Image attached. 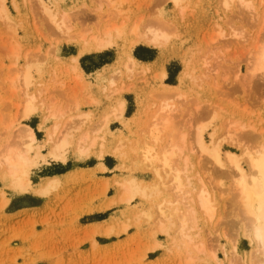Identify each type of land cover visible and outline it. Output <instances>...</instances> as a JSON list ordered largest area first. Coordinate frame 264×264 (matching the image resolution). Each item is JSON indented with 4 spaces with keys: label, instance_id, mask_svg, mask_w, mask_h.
<instances>
[{
    "label": "rangeland",
    "instance_id": "obj_1",
    "mask_svg": "<svg viewBox=\"0 0 264 264\" xmlns=\"http://www.w3.org/2000/svg\"><path fill=\"white\" fill-rule=\"evenodd\" d=\"M59 2L58 9L69 13L70 37L47 22L40 0H0V7H5L0 13V146L11 139L20 141L16 129L28 124L45 154L32 167L26 190L0 178V264H259L245 234L247 220L237 197L236 172L225 151L240 154L244 144L250 150L264 144V76L246 75L245 56L256 37L264 42L261 17L251 18L237 1L224 5V0H182L180 6L174 0H124L121 7L133 18L158 21L157 26L167 27L170 38L161 47L140 43L129 48L122 43L83 54L79 78L70 65L79 47L74 32L95 28L114 14L100 0ZM129 51L147 65L146 72L136 70L131 79L121 65ZM205 58L208 64L203 63ZM117 66L125 72L115 79L117 87L123 82L121 95L110 94L109 82ZM24 71L30 76L27 83ZM31 95L36 109L25 117L24 105ZM120 96L125 110L115 116L112 110ZM164 101L175 122V132L167 130L187 135L191 164L186 175L195 187L188 188L195 197L205 189L211 202L209 211L196 202V221L188 229L192 240L180 233L179 213L169 233L159 230L160 201L175 200L171 208L178 204L180 213L194 201L176 202L172 176L160 170V177L137 152L135 143L145 138L144 122L128 119L142 104L153 109ZM88 111L90 118L81 127L80 116ZM51 113L55 117L48 118ZM107 113L103 132L108 130L105 143L111 151L103 157L97 156L98 147L84 159L77 157L73 146L64 150L66 161L50 154L52 147L45 138L55 125L56 137L67 126L75 140L83 128H95ZM229 122L238 127L229 128ZM164 135L163 142L170 136ZM116 148L124 155L116 154ZM213 149L223 164L215 159ZM240 164L250 170L244 156ZM155 167L162 168L158 162ZM70 168L69 174L61 175ZM53 176L58 180L51 181ZM129 177L150 187L154 184L157 190H148L147 198L119 201L116 181ZM111 198L117 201L106 206ZM89 221L97 222L85 225Z\"/></svg>",
    "mask_w": 264,
    "mask_h": 264
},
{
    "label": "bare ground",
    "instance_id": "obj_2",
    "mask_svg": "<svg viewBox=\"0 0 264 264\" xmlns=\"http://www.w3.org/2000/svg\"><path fill=\"white\" fill-rule=\"evenodd\" d=\"M51 1L52 4H47L45 0H40L41 2L40 8L41 11L43 12L44 17L55 30L59 31L60 33H66L68 37H70L69 28L71 26L69 24H66V20L67 18H69L68 17L69 13L67 12V10L60 11V9H58L59 6L58 3H60L59 2L60 0H51ZM100 1L107 3L110 7H112V12L114 16H111L109 18V19L113 18L110 21L104 23L102 22L98 23L97 27L95 28H87V30H80L74 32L76 35L75 40L78 43L79 47L77 53L71 56L70 65H71V69L78 73L79 78L82 77V71L79 65V57L82 56L83 54L92 53V52H101L113 46L116 45L119 46V44L122 43H126V45L129 48H133L134 46L140 43H146L152 46L161 47L163 43L170 38L168 32L166 31L167 27L164 28L165 26L163 25L164 27L160 28V26L162 25L157 26L158 24H160L158 23V21L157 24L156 21L154 20L155 24H153L152 23L153 20L150 19L149 21L146 20L147 22H145L143 17L133 18L129 13L126 12L124 8L121 7V4L123 3L124 0H100ZM181 1L182 0H174L175 3L180 4V6H182ZM232 1H237L242 8L246 9L247 12L251 14V18L261 17V20L264 21V0H260L258 2L256 0H224V5H229ZM4 8L5 7L3 4V6L0 7V13L1 11H3ZM2 15H4L3 12ZM222 34L223 33L221 32L220 35ZM216 36H219V33ZM222 36H224V34ZM259 38L260 37L258 36L255 38L254 42H251V46H250L251 48L248 49V52L245 55L247 62L246 75L248 77H253V76L255 77V75L264 76V42H260ZM118 61L119 60H117V62ZM145 62L146 61L137 58L132 53V51L131 52L129 51L126 62L121 63V65L123 64L122 66H124L125 70H127L126 72L128 73L127 78L130 77L131 79L133 77V74L138 73L136 70L141 71L142 73L147 71V65ZM188 63L189 62H186V65H189ZM203 63L204 64L209 63L207 58H205V61H203ZM120 67L117 66L112 71L113 76L110 79L109 85L112 86L113 88L110 87L111 88L110 94L120 93L123 90V82H121L122 83L121 87H117V82H116L118 78L120 79L124 77L125 72H123L122 68L120 69ZM28 71H24L23 74V81L25 83L28 82L30 77ZM127 84L131 85L132 83L128 82ZM127 87L125 88L126 90ZM12 89L15 91L14 85H12ZM121 94L122 92L120 93V95ZM163 95L164 94H161V97L165 96ZM34 98L35 97L31 95L26 100L24 105L25 113L23 114V116L29 117L32 111L36 109V105H35L36 103L34 104ZM160 104H156V105L159 106ZM125 105H126L125 99L120 96L118 101L116 102V105L113 107L112 110L113 112L111 111L112 114L114 113L115 116H117L118 114L121 115L125 110ZM142 105L141 107H139L140 109H138L137 112L131 114L128 117V119H130V121H133L134 119H138V120L142 119V122H144V126H145L144 128L145 138L144 140H141L142 142L141 144L139 143V140L136 143L135 140H133L132 145L133 143H135V145L138 147L137 152L139 153L141 152L140 154H143L144 160L146 162H149V164H151L154 167L155 171L160 177H162V173L160 170L165 171L167 174H170L172 176L171 183L174 186L173 189H175V195L177 194L176 202H178L179 204L183 202L189 205V200L194 201L193 204L189 205L186 212L184 213L182 212L183 214L177 210V209L180 210V208H178L179 205L177 203H174L175 205L176 204L177 205L171 208V204L173 205V202L175 200L171 201L169 203L170 205L168 203L167 204L165 203L168 200L166 201L162 200V202L160 201L157 204L158 205L157 212L159 214L158 218L161 221L159 224V230L164 233H169V226L170 224L174 223L173 221L174 217H178L180 214V222H181V226L179 229L180 233L183 237L185 236L189 240H192V236L191 234L188 233V229L189 226H191V222L196 221L195 220L196 212H197L196 202L198 203L199 207H201L205 211L210 210L211 202L209 197L206 195L205 189L200 191V193L195 197L192 194L193 190L188 188V186H191V188L193 189L195 187L191 183L192 180L190 181L189 176L186 175V173L190 169V164H191L190 162L191 158L189 156V153L186 151L187 142L185 140L187 135L185 132H182L183 134H181L178 131H176V133L173 134L175 132L173 131L175 122H173L174 117L172 116L174 115L170 110V105L168 102L162 103L158 108L154 106L153 108L154 110L151 107L150 108L148 107L150 105L144 104L143 105L144 107ZM146 106L148 108H146ZM148 109L149 111L147 112ZM169 112H171L172 115ZM90 115L91 113L90 111H88V112H84L80 116L82 117L80 122L81 127L85 125L86 121L90 118ZM103 116L101 120L96 123L95 128L90 129L86 126L79 132L75 140L73 139L74 134L72 132H69L67 126L56 137L57 126L55 125L53 131L48 133L47 137L45 138V144L48 143L52 147L50 150V154L53 155L56 159L61 158L63 161H66L67 155L64 152V150L69 146H73L74 153L77 155V157L84 159L91 155L92 149L94 147H98L96 149V154L100 158L103 157L106 154V152L111 151L107 149L105 143L106 133L108 132V130L103 132L104 127H106L109 121L108 116H110V114L105 115L104 117ZM51 117H55V115H53L52 113L48 115V118ZM140 120L139 121L136 120V121L140 123ZM14 123L15 122L12 121V124ZM172 123L173 126L171 127ZM176 124L178 125V123ZM22 125L23 126H20L16 129L18 131L17 134L19 136L18 139L19 138L21 139L20 141L16 140L17 142L14 141L12 142L13 139H11V141H6V143L5 142L1 143L0 178L7 181L8 180L11 181L14 188H18L20 190H26L31 185L30 173L32 167L39 162V158L41 159L45 158V154L42 152L40 146L37 145L38 138L34 129L28 124L27 125L22 124ZM140 125L142 124H139V126ZM177 125L175 127L176 128L175 130H177ZM233 126L238 127L237 123H232V122L228 123L229 128ZM128 128L130 127L128 126ZM167 128L169 129L171 128L170 131H173V133H171L169 129L167 130ZM168 131L171 134H168ZM166 132L167 135L170 136H166V138L168 137L169 139L168 140L165 139L166 141L163 142L165 137L164 134ZM227 133L230 136V138L233 139L232 132L228 131ZM141 134H143V132H141ZM199 141L205 150L206 146L202 139V132L199 133ZM184 142L186 143V145H184L185 144ZM120 143L124 144L123 142ZM120 143H118V145H120ZM36 145H37V150L34 152V155H32L31 151L34 148H36ZM118 145L117 147H119ZM242 147L243 148H241L240 154L231 150H227L225 151V156L227 157L228 162L233 164L234 170L236 172L235 188L237 189V197L239 200V204L242 206L245 219L247 220L245 234L251 238V241L254 245V249L252 251L253 255L257 258L259 264H263L264 263V144L256 148L253 147V150L252 148L251 150L248 149L250 147H247L245 144L244 146L242 145ZM121 151L122 150L119 148H116L114 150V152L119 156H122L125 153L124 150L123 152ZM210 151L212 152V150ZM217 151L220 150L217 149ZM212 154L216 156L215 159L218 162L223 164L219 160L216 151L212 152ZM241 155L244 156V159L247 161L250 169L249 171L246 170L240 164V158L242 157ZM176 158L179 159L178 163H181L180 162L181 159L184 164L182 165L181 163V165H179L177 163L178 159L176 160ZM157 162L158 164H160V166L163 169L155 167V163ZM102 164L104 165V168H106L105 164L104 163ZM56 177L57 176L51 177V181H57L58 178ZM139 181L135 177H131V178L129 177L123 180L116 181L119 184V188H120L117 200L122 202H129L132 199L136 198V196L147 198L150 195L148 190H157L154 184L150 187L149 185H143L142 183H140L141 181L140 182ZM160 185L162 184L160 183ZM164 185H167V183H165ZM157 188L159 189V187ZM115 200L111 198L110 202H107L106 206H110L111 204L117 201ZM126 228H127L126 225H124L122 227V230H126ZM156 245H158V243Z\"/></svg>",
    "mask_w": 264,
    "mask_h": 264
},
{
    "label": "crops",
    "instance_id": "obj_3",
    "mask_svg": "<svg viewBox=\"0 0 264 264\" xmlns=\"http://www.w3.org/2000/svg\"><path fill=\"white\" fill-rule=\"evenodd\" d=\"M73 169H68L66 172H64V173H61V175L62 176H65V175H67V174H69L71 171H72ZM97 221H89V222H87V223H85V225H87V224H95ZM84 224V223H83Z\"/></svg>",
    "mask_w": 264,
    "mask_h": 264
}]
</instances>
